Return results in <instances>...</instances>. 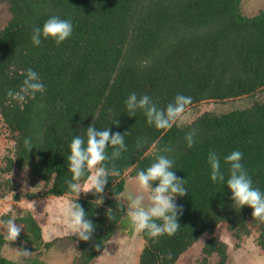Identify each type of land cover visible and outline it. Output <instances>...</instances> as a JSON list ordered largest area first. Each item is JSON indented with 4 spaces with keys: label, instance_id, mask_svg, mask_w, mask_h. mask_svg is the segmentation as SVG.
Wrapping results in <instances>:
<instances>
[{
    "label": "trees",
    "instance_id": "16d2710c",
    "mask_svg": "<svg viewBox=\"0 0 264 264\" xmlns=\"http://www.w3.org/2000/svg\"><path fill=\"white\" fill-rule=\"evenodd\" d=\"M242 1L0 0L11 15L0 30V116L14 138L0 170V199L13 192L18 200L23 194L3 174L29 168L45 189L27 191L26 198L70 196L75 201L66 183L72 178L69 145L75 135L86 139L87 127L95 123L98 131L109 127L111 134L126 133L127 151L114 161L120 174L109 178L101 204L92 193L77 198L96 227L89 241L74 236L79 255L73 264H95L110 239L125 233L129 217L117 207L116 196L124 191L128 173L135 178L161 154L175 161L172 170L186 180L188 194L176 197L183 214L174 235L150 238L140 233L144 246L136 264H176L201 239V264L214 256L217 264H227L228 245L216 232L220 224L239 241L256 229L264 252V222L254 219L248 206L233 207L227 185L211 180L207 159L214 150L227 179L224 157L241 151L253 186L264 192V95L259 97L264 92V10L246 15ZM52 16L72 22L71 37L59 45L41 37L35 46L33 28H42ZM29 68L45 90L35 99L13 100L7 93L19 91ZM131 93L151 97L158 109L178 94L191 97L185 110L207 100L249 102L241 106L237 101L227 111H205L191 122L158 130L141 110L128 116L124 102ZM193 129L195 143L188 148L185 136ZM25 139H31L29 151ZM166 148L171 150L164 152ZM112 150L109 146V155ZM41 216L28 210L24 216L6 213L1 219L22 224L17 240L35 251L53 244L43 238L47 224ZM6 243L0 234V264H16L3 254Z\"/></svg>",
    "mask_w": 264,
    "mask_h": 264
},
{
    "label": "clouds",
    "instance_id": "9594fccd",
    "mask_svg": "<svg viewBox=\"0 0 264 264\" xmlns=\"http://www.w3.org/2000/svg\"><path fill=\"white\" fill-rule=\"evenodd\" d=\"M72 32L73 25L70 20L52 16L42 28H33L31 39L35 46L41 44V37L54 39L59 45L70 38ZM44 90V84L38 73L29 68L19 91L9 90L7 95L13 100L24 102L26 98L35 99L36 94L43 93ZM124 103L128 116L133 117L138 110H141L150 125H154L158 130H167L180 120L186 107L191 104V97L178 94L165 109H158L151 97L147 95L138 97L136 93H131ZM115 124L118 126V121ZM125 134L121 135L118 132L111 134L109 127L95 130L94 123L87 127L86 139L80 135L72 138L68 156V170L72 178L66 183L69 191L75 194L76 200L49 209V221L53 227L46 232L45 239H52L62 229H66L67 234L75 235L82 241H89L92 238L96 226L76 201L81 193H92L100 197L95 201L98 205L103 202L102 194L109 178L120 174L114 161L127 151ZM195 136V129L186 134L188 148L193 147ZM140 143L138 140L137 145L140 146ZM24 144L28 151L33 148L31 139H25ZM109 146L113 149L110 155ZM170 150L166 148L163 151ZM242 157L243 153L239 150H234L224 157L229 172L226 179L221 170L219 155L211 150L207 158L211 168L210 178L214 183L227 185L232 193L231 199L236 210L248 206L253 210L252 217L264 222V192L253 186L247 169L241 163ZM174 163L175 161L168 156L158 155L155 162L146 170L137 172L135 195H129L124 199L116 196L117 207L126 210L135 233H146L150 238H157L162 235L172 236L180 229L178 220L183 214V208L178 206L175 200L176 197L187 195L188 189L185 186L186 180L178 178L172 170ZM154 182H158L155 187H153ZM0 226L3 227L4 239L8 242L16 241L22 229L11 217L6 220L0 219ZM15 251L18 258H28L32 255L31 252L23 249Z\"/></svg>",
    "mask_w": 264,
    "mask_h": 264
},
{
    "label": "rangeland",
    "instance_id": "374dc122",
    "mask_svg": "<svg viewBox=\"0 0 264 264\" xmlns=\"http://www.w3.org/2000/svg\"><path fill=\"white\" fill-rule=\"evenodd\" d=\"M264 10V0H243L242 11L246 15L255 16ZM10 12L5 4H0V30L6 25L10 18ZM264 92L259 95L263 96ZM244 106L248 100L245 98L228 101L207 100L193 107L188 108L183 113L178 122H191L197 116L205 111H214L221 113L233 107H237L238 102ZM14 146L13 133L6 128L0 116V170L6 167L7 155H11ZM5 178H11L19 193H23L20 199H15L13 192L6 197L0 199V219L2 215L10 213L14 217L24 216L30 210L33 213L41 214V220L46 222L43 227V238L45 241H52V246L46 247L42 245L40 249L29 251L25 246L20 245V240L8 242L3 248V254L11 258L16 264H73L79 255L78 241L74 238L75 235L67 234L66 229H62L55 234L52 239H45L46 232L53 227L49 221V209H55L68 202H72L73 197H54L46 196L37 199H28L24 196L27 191L44 190V182L35 176L29 168L18 171L13 170L10 173H4ZM127 186L137 192L135 178L129 173L126 175ZM126 224L129 228H124L125 233H118L108 243V247L104 253L97 259L95 264H136L139 261V256L144 246V240L134 232L130 218ZM21 226L22 224H17ZM22 227V226H21ZM127 232H131L127 234ZM219 237L227 243L229 259L227 264H264V252L257 243L258 231L254 229L251 235L244 237L242 241L237 240L228 230L226 224H220L216 230ZM3 233V227L0 226V234ZM204 244V239H201L194 246L188 249L179 259L176 264H201V250ZM23 249L31 252L32 255L28 258H18L15 250ZM115 250V251H114ZM111 253V254H109ZM209 264H217L216 256L211 257Z\"/></svg>",
    "mask_w": 264,
    "mask_h": 264
},
{
    "label": "flooded vegetation",
    "instance_id": "af4514ba",
    "mask_svg": "<svg viewBox=\"0 0 264 264\" xmlns=\"http://www.w3.org/2000/svg\"><path fill=\"white\" fill-rule=\"evenodd\" d=\"M136 193H135V191L132 188L129 189L128 186L126 185L124 191L121 194H123L124 197L126 198L127 196H129V195H135Z\"/></svg>",
    "mask_w": 264,
    "mask_h": 264
},
{
    "label": "water",
    "instance_id": "95a60500",
    "mask_svg": "<svg viewBox=\"0 0 264 264\" xmlns=\"http://www.w3.org/2000/svg\"><path fill=\"white\" fill-rule=\"evenodd\" d=\"M117 196L120 197L121 199H124V198H125L123 194H119V195H117ZM124 203H127V202L124 201Z\"/></svg>",
    "mask_w": 264,
    "mask_h": 264
},
{
    "label": "crops",
    "instance_id": "0c3cea01",
    "mask_svg": "<svg viewBox=\"0 0 264 264\" xmlns=\"http://www.w3.org/2000/svg\"><path fill=\"white\" fill-rule=\"evenodd\" d=\"M115 251V250H114ZM109 254H111V253H109Z\"/></svg>",
    "mask_w": 264,
    "mask_h": 264
}]
</instances>
